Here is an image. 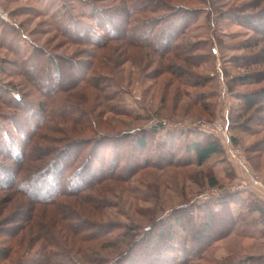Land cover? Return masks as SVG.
Here are the masks:
<instances>
[{
	"label": "rangeland",
	"instance_id": "obj_1",
	"mask_svg": "<svg viewBox=\"0 0 264 264\" xmlns=\"http://www.w3.org/2000/svg\"><path fill=\"white\" fill-rule=\"evenodd\" d=\"M255 1L150 0L151 6L171 2L170 7L177 9L128 17L117 11L123 6L120 0H0V137L11 136L22 141L28 133L38 131L39 139L35 142L42 155H47V160L61 159L63 191L79 183L78 170L87 159L92 171H101L95 174L97 178L101 173L112 175L111 180L87 193V199L61 198L67 224L82 223L105 233L104 238L119 241L128 227L137 229L136 234L131 235L138 238L156 223H172L175 215L183 213V207L203 217L198 207L218 202L225 208L230 205L237 222L240 218L238 233L229 232L226 225L216 229L215 233L223 234L208 248L202 264H242L250 257L264 262V221L258 214L246 213L251 200L264 203V113L249 125L245 117H238L241 103L237 98L259 90L264 83L258 86L236 84L233 89L229 86L237 77L264 71V66L241 68L244 57L264 54V34L250 29L259 21L264 27V20H260L264 16V2L258 9L245 10ZM185 6L187 12L195 13L189 17V29L185 30L177 47L182 50L183 46L196 45L195 52L187 53L189 64L181 59L174 61L173 53L161 57L150 49L120 40L105 46L100 60V57L98 61L91 60L87 53L92 50L91 46L68 40L61 30L64 29L62 21L72 16L75 24L69 27H76L81 37H95L93 32H100L91 21L92 14L96 13V17L113 18L117 23L134 19H141L143 23L154 21L153 26H146L140 33L158 40L166 33L174 13ZM247 21L251 27L245 26ZM114 27H109V31H117ZM259 40L260 44L254 49H245L247 42ZM49 56L53 61L64 57L74 64L75 60L94 62L95 68L83 70L86 78L83 80L66 68L65 76L71 79L66 89L69 93L47 101V111L53 121L46 123L47 116L38 105L44 89L22 77L28 66L19 67L15 63H27L32 57L42 67L50 63ZM181 56L182 52L178 57ZM47 79L45 77L44 81ZM52 88H55L53 84ZM9 95L18 101L24 100L25 111L20 115L3 102L4 98L2 101L1 96ZM75 114L79 124L62 122L63 117ZM142 133L146 134L148 144L140 154L132 141ZM204 137L215 139L222 154L199 166L188 150V143L195 139L202 141ZM232 137L237 138L238 144L232 143ZM6 139H2L3 145L8 143ZM74 139L88 142L80 147ZM69 140L74 142L65 151ZM100 141L102 144L97 143ZM61 148L64 150L59 158L55 154L57 149L60 153ZM235 149L240 153L234 154ZM101 156L108 162L101 165ZM10 166L11 161L0 157V179L6 180L7 170L13 169ZM57 166L53 167L47 181H41L43 186L51 185L49 190L54 189L49 181L60 172ZM211 178L218 181L217 187L209 186ZM25 201L13 190L0 191V233L4 231L9 235V230L21 229L16 235L14 232L5 238L11 239L14 253L1 264H37L39 259L44 242L36 238L38 233L35 231L29 236L31 230L25 229L24 224L10 222L26 211ZM213 207L220 209V206ZM34 211L36 219L43 223L44 235L60 237L64 244L65 252H60L58 247L50 249L68 256H58L55 262L87 264L83 261L85 255L92 259L101 257L100 261L104 262L100 264L112 259L113 248L101 249L97 241L72 236L66 241L61 231L63 222L52 220L60 219L57 208L38 205ZM177 243L180 244L174 242ZM179 253L168 256L176 259Z\"/></svg>",
	"mask_w": 264,
	"mask_h": 264
},
{
	"label": "trees",
	"instance_id": "obj_2",
	"mask_svg": "<svg viewBox=\"0 0 264 264\" xmlns=\"http://www.w3.org/2000/svg\"><path fill=\"white\" fill-rule=\"evenodd\" d=\"M120 1H123V6L117 11H121L122 14L125 13L128 17H132L133 15L142 16L144 14H147L148 12L156 14L157 12L161 11L168 12L172 11L171 9H177V7H170L171 2H161L160 5L151 6L150 0H139L138 3H135V0ZM263 2L264 0H256L251 7H247L245 10L258 9L259 7H261V5H263ZM182 10L183 12H181ZM117 11H115V13H117L118 16H121V14ZM186 12L187 6L182 7L180 10L176 11L173 15V21L169 26L170 28L167 27L168 29L166 28L167 30H165L166 33L164 32L165 34L160 36L158 40H153L148 35H141L140 33V31L146 28V26L155 24L154 21L143 23L141 22V19H131L132 21L125 20L121 21L122 23H117L114 22L113 18H111L110 20L109 18H107L106 20L109 21L106 22L105 17H103L104 19L99 16L96 17V13L93 12V19H91V21L95 26H97V28H99L100 31L98 32L92 30L94 31L93 33L96 34L95 37H86L87 35L81 37L80 35L82 34L81 32L79 34L77 33L76 27H69L71 24H75V22L73 23L72 21V16H67L62 21L64 29L61 28V30H63V35L68 40L76 41V43L78 44L91 46L92 50L87 51L91 60L96 59L98 61L99 57L100 60L103 56L101 50L105 48V46L107 47L110 42L120 40L128 44L132 43L133 45H139L140 47L142 46L150 49L152 52L160 55L161 57L164 56V54L169 55L173 53L175 54V57H172L174 61H179L178 59H181L187 63L190 60V57L187 56V53L192 54L197 50V48L196 45L193 44L183 46L182 50L177 47V42L184 36L185 30L189 29V17L191 15L194 16L193 14L195 13ZM239 16L240 15L238 14V17ZM260 20H264V16L261 17ZM259 22L260 23H253V25L256 26H253L250 29L255 30V32H257L259 35H262L264 34V27L261 24L262 21ZM80 24L84 25V23ZM105 24H107V26H105ZM131 24L134 25L132 26V28L129 27ZM250 24L251 23L247 21V24L245 26L251 27ZM113 25H115L113 30H117L115 32L109 31ZM124 25L125 27H123ZM158 25L159 24L157 23V26ZM260 27H262V29H258ZM73 28L74 31H72ZM92 31H90L91 35ZM128 33H130V36H128ZM260 42V40L255 43L247 42L245 49H254L256 45L260 44ZM181 52L182 56L180 58L178 57V55ZM72 61L73 60H69L64 57H59L57 58V61H53V59L49 56L50 63L44 66L42 65V67L40 66V63H36V61L32 57L29 61H27V63H15V66L19 67L28 66V69L25 70L23 74H21L22 77H24L28 82L32 83L33 86H36L39 89H44V92H42L43 99L38 101V105L40 111L47 116L45 120L46 123L53 121V118L47 111V101L52 98H61V94L65 95L66 93H69V90L66 89L70 86L71 79L65 76L66 68L73 70V72L75 71L78 77L81 78V80L86 79L83 70H88L92 67L95 68L93 66L94 62L85 63L80 60H75L76 63L74 64V62ZM64 64H67V66L64 67ZM255 66H264V54L260 56H246L243 58V65L241 67L242 69H250L251 67ZM29 67H31V69ZM53 73H55L54 76ZM45 77L48 78L49 81L48 79L47 81H44ZM89 83H91V80L89 81ZM251 83L256 86L264 83V71L237 77L235 78V80H232L229 86L231 89H233L236 84L242 85ZM52 84L56 89L52 88ZM237 98L241 103V113L238 114L239 118L245 117L246 123H248L249 125L261 118V113H264V87L254 92L241 94L237 96ZM1 99L3 102H5V104H7V106L13 108L14 110H17L16 112H19V115L22 111H25L26 104L23 103L24 100L18 101V99L11 97V95H9L7 98L1 96ZM76 116L78 115L75 114L74 117L70 115L67 118L62 116V122L69 123L71 125H77L80 122L77 121V118H75ZM59 120L61 121L60 118ZM38 134V131H32L28 133V135L24 136L22 141H20L18 138H12L11 136L0 137V157L6 158L7 160L11 161L12 166L10 167L13 168L12 170H7L6 174L8 175V177L6 176V180L5 178L0 179V191L10 189L17 194L22 195L26 199V211L23 213H19L17 219L10 222L14 224H24L25 229L28 227L29 229H27L29 231L31 230L30 233L32 234L29 233V236H33V233L36 231L38 233V235H36V238H41V240L44 242L42 248L40 249V255H38L39 259L37 261L35 260L37 264H62V262H55L54 258L58 256L68 258L66 253L65 255H59L60 252H65V249H63L64 244L61 243V238L55 236L54 238L56 240H54L52 235H44L45 233L42 232L43 223L36 219L34 211L35 207L38 205L57 208L58 216H60V219L54 217V219L52 220H54L55 222V219H57L63 222L64 225L62 226L63 229L61 231L63 234H65L67 238L66 241L69 240L71 236L79 237L80 240L91 239L93 241H97L100 244V248L102 247L101 249L113 248V257L105 264H202V261H204L207 257L206 254L208 252V248L211 246V244H213L214 241L217 240L218 237L222 236L223 234H221V231H219L218 234L215 233L216 229H220L223 225H226L229 232H237L236 230L238 228V222L240 218L237 222L231 211L230 205H227L229 207L225 208L226 206L223 203L218 202L215 204L205 205L204 207H198V212H200L203 217H200L199 215L197 216L195 214V211L184 210L188 208L183 207L181 208L183 210V213L175 215L173 217L172 223H156L153 229L148 227L139 235L138 238H133V235H131L134 233L136 234L137 229L128 227L126 232H124V235L121 236V238L123 239L120 240L118 237L119 241H113L112 239H109V237L104 238L105 233L101 231L99 232L97 229H93L92 227L83 225L82 223L74 226L70 225L69 222L67 224V213L61 210V198L75 196L87 199L89 198L86 195L87 193L92 191L99 184L111 180L112 178L110 176L112 175L108 173H101V176L97 178L96 175L101 171H92L90 165H87V162L89 160L87 159L86 162H83L81 168L78 170L80 172L78 175L79 183L70 186V189L68 191H63V189H61L62 184L60 177L61 159L56 160V158H54L47 160V155H42V152H40V149L37 148L35 142L39 139ZM5 137L8 138V140L6 139V141H8V143H6L7 145H3L1 142ZM104 139H107V136L104 137ZM74 140L80 147H82L92 139L86 138V140H88L86 141V143L78 142L79 140L77 141L76 139ZM74 140H69V142L66 143L64 147H69L70 145H72V142H74ZM231 141L234 145L238 144V140L236 137H232ZM91 142L93 143V141ZM101 142L102 141L97 143L100 144ZM132 142L136 151H138L140 154H143L148 144L146 134L142 133L141 135H138ZM68 147L65 148V151L68 149ZM63 150L64 148H61L60 153H58L57 149L55 155L61 158V152ZM188 150L194 155L195 161L199 166L208 163L216 156L222 154V150L218 142L215 139L209 137H204L202 141H199L198 139H195L191 142L189 141ZM54 152L55 151H53L52 154H54ZM77 153L80 154L79 152ZM93 159L94 158H92V160ZM99 160L101 165H103L104 162H108H106V159L103 156H101ZM109 163H111V165L113 164L110 160ZM56 164L58 165L57 168H59L60 172H58V175L54 177L53 180L49 181L50 184L52 183V188L54 187V189L49 190L48 188L51 187V185L49 187H47V185L43 186L44 183H41V181L44 180L45 182L47 181V179H49L50 173L52 174L53 170L55 169L53 167ZM38 165L39 167H37ZM104 170L107 171L106 168H104ZM218 185V181H216L214 178L210 179V187H217ZM213 206H220V209H215ZM246 213L252 215L253 213L258 214L257 216L264 221V203H261L254 199L251 200V203L249 204V211H246ZM69 219H71V216ZM20 230L21 229L19 228L11 229L9 230V235H6L4 231L2 234L0 233V264L8 260L9 257H11L14 253H12V248L10 245L11 239L5 238L11 236L14 232V235H16V233L20 232ZM176 241L180 244H174V242ZM56 243L59 244V246ZM111 243H114L113 245H111L112 247L108 245ZM53 247H58V250L61 251L55 252L54 250H52L51 252L50 249ZM169 253H175L176 255L177 253H179V255L176 257V259H173L174 257L169 258ZM100 259L101 257L98 259H94L93 257L92 259V257H89V255H85L83 261L87 264H100L101 262H104L100 261ZM241 263L264 264V262L260 263L259 259L257 260L255 259V257L245 259ZM74 264L83 263L75 262Z\"/></svg>",
	"mask_w": 264,
	"mask_h": 264
},
{
	"label": "built area",
	"instance_id": "obj_3",
	"mask_svg": "<svg viewBox=\"0 0 264 264\" xmlns=\"http://www.w3.org/2000/svg\"><path fill=\"white\" fill-rule=\"evenodd\" d=\"M227 139H228V138H227ZM233 153H234V154H239L240 151H239L238 149H235V150H233Z\"/></svg>",
	"mask_w": 264,
	"mask_h": 264
}]
</instances>
